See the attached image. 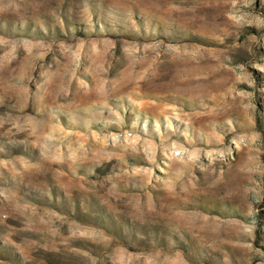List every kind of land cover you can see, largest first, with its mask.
Returning <instances> with one entry per match:
<instances>
[{
	"label": "rangeland",
	"instance_id": "374dc122",
	"mask_svg": "<svg viewBox=\"0 0 264 264\" xmlns=\"http://www.w3.org/2000/svg\"><path fill=\"white\" fill-rule=\"evenodd\" d=\"M0 264H264V0H0Z\"/></svg>",
	"mask_w": 264,
	"mask_h": 264
}]
</instances>
